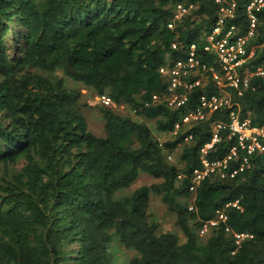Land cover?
I'll return each mask as SVG.
<instances>
[{"label":"trees","instance_id":"obj_1","mask_svg":"<svg viewBox=\"0 0 264 264\" xmlns=\"http://www.w3.org/2000/svg\"><path fill=\"white\" fill-rule=\"evenodd\" d=\"M245 1L237 0L232 19L240 29ZM176 3L193 8L169 28ZM215 9L211 0H0V264H115L114 238L134 252L128 264H264V172L257 151L233 177L210 174L189 191L200 148L211 140L214 122L229 121L230 109L173 134L186 106L152 101L166 85L158 68L183 57L192 43L200 52ZM256 14L249 69L264 66V11ZM57 69L128 106L135 117L155 119L172 138L159 142L146 123L112 105L99 108L104 133L94 134L81 92L50 75ZM208 82L192 89L187 105L214 91ZM250 83L240 94L231 91V109L262 125L264 75ZM219 134L205 157L223 160L235 147L227 167H239L246 151L227 128ZM174 149L176 163L166 158ZM143 174L151 183L131 188ZM151 193L174 216L182 240L176 232H157L147 211ZM209 221L216 223L200 235Z\"/></svg>","mask_w":264,"mask_h":264},{"label":"built area","instance_id":"obj_2","mask_svg":"<svg viewBox=\"0 0 264 264\" xmlns=\"http://www.w3.org/2000/svg\"><path fill=\"white\" fill-rule=\"evenodd\" d=\"M216 9V18L208 31L202 34L204 44L200 52L196 51L192 43L186 54L174 60H168L158 68L159 73L165 80V87L161 93L152 95V101H162L171 109H179L184 105L186 110L180 115L174 124L173 134L182 126L190 125L192 122L208 118L214 111L228 108L229 121H216L212 124L211 140L200 148L201 166L192 170L189 191H194L196 186L208 175L216 174L224 177H233L237 172L243 171L248 166V157L257 151L261 159V166L264 172V124L252 125L249 118H241L237 111L231 109V91L238 94L251 85V77L264 75V66L258 65L253 69L244 67L253 57L255 46L252 41L257 31V12L264 11V0H246L244 12L246 15L245 27L240 29L232 19L236 17L237 0H211ZM193 8L192 4L186 6L183 3H176L173 6L171 22L167 24L172 28L174 21L188 14ZM264 45V38H263ZM176 48V43H172ZM210 55V61L202 60V53ZM209 79L214 85V91L209 94H201L197 97L196 105L190 107L191 92L195 86H205ZM101 105H112V100L107 95H97ZM227 128L229 136H235L238 144L246 151V155L237 168L227 167V160L235 156V147L230 149L229 154L223 160L209 161L205 154L213 144L220 138V130ZM171 133V134H172ZM189 137H185L187 140ZM161 144V143H160ZM166 158L171 160V154ZM181 178V174L177 175ZM237 200L231 204L236 208ZM218 218L225 220L223 213L217 211ZM215 221L205 222L199 228V234H204L208 225H214ZM229 231V228H225ZM244 234H234L239 239ZM238 242V241H237Z\"/></svg>","mask_w":264,"mask_h":264},{"label":"rangeland","instance_id":"obj_3","mask_svg":"<svg viewBox=\"0 0 264 264\" xmlns=\"http://www.w3.org/2000/svg\"><path fill=\"white\" fill-rule=\"evenodd\" d=\"M50 75L62 76L66 86L76 87L79 89V91L81 92L80 103L82 104V110L87 122L88 130L96 135H102L104 133V129L103 120L99 109L101 107V103L97 99V95L94 93V91L90 90L88 87L83 86L82 83L72 80L62 69H57ZM112 107L113 110H115V112L117 113L130 115L135 120L146 123L153 137L156 138L159 142H163L169 138H172L173 136V134L169 132H161L160 130H158L156 127L155 119L135 117L133 111L126 105L112 104ZM169 154H171L172 156L171 160L169 161H173L176 163L178 158V150L174 149ZM151 181L152 179L149 176L143 174L138 177L131 188L143 184H150ZM129 191L130 190L128 189L120 191L119 195H126ZM147 211L150 215V218L158 224L157 232H176L179 235L180 239H183L181 231L177 229V226L175 224L174 216L167 211L166 206L161 202L158 196H155L153 193L150 194ZM109 251L113 256V262L115 264H128L129 259L134 255V252L132 250L124 248L122 244L116 241L115 238L109 245Z\"/></svg>","mask_w":264,"mask_h":264}]
</instances>
